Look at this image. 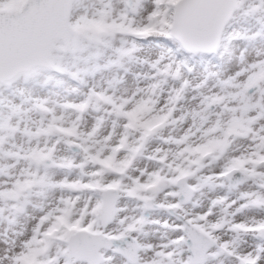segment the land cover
Instances as JSON below:
<instances>
[{
    "label": "snow or ice",
    "instance_id": "6c2138e0",
    "mask_svg": "<svg viewBox=\"0 0 264 264\" xmlns=\"http://www.w3.org/2000/svg\"><path fill=\"white\" fill-rule=\"evenodd\" d=\"M0 264H264V0H0Z\"/></svg>",
    "mask_w": 264,
    "mask_h": 264
},
{
    "label": "bare ground",
    "instance_id": "6f19581e",
    "mask_svg": "<svg viewBox=\"0 0 264 264\" xmlns=\"http://www.w3.org/2000/svg\"><path fill=\"white\" fill-rule=\"evenodd\" d=\"M226 58H227V54H225Z\"/></svg>",
    "mask_w": 264,
    "mask_h": 264
}]
</instances>
